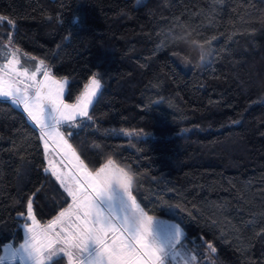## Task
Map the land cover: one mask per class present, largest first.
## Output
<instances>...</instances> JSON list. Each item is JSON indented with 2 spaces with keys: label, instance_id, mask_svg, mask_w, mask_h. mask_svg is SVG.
Wrapping results in <instances>:
<instances>
[{
  "label": "trees",
  "instance_id": "obj_1",
  "mask_svg": "<svg viewBox=\"0 0 264 264\" xmlns=\"http://www.w3.org/2000/svg\"><path fill=\"white\" fill-rule=\"evenodd\" d=\"M0 17V51L43 60L65 103L101 81L90 118L59 129L87 171L126 165L146 214L210 264H264V0H0ZM184 37L210 57L197 65ZM71 200L37 127L0 98V258L29 201L42 225Z\"/></svg>",
  "mask_w": 264,
  "mask_h": 264
},
{
  "label": "snow or ice",
  "instance_id": "obj_2",
  "mask_svg": "<svg viewBox=\"0 0 264 264\" xmlns=\"http://www.w3.org/2000/svg\"><path fill=\"white\" fill-rule=\"evenodd\" d=\"M19 63L18 59L13 58L0 66V98H6L12 105L22 106L28 119L40 129L45 147L47 139L62 145L66 155L70 153L75 157L79 168L84 171V178L82 183L77 181L75 189L71 183H67L65 191L73 198V204L44 226L36 221L32 214V202L29 201L27 218L32 224L26 226L24 242L12 249V257L15 258L20 252L29 259L30 264H54L57 257H67L68 264H82L81 256L87 251L88 243L92 242L96 248L89 264H169V258L177 253L172 250L181 244L180 227L160 222L171 251V256L166 260L168 253L155 239H151L155 218L146 214L133 196L132 189L126 187L124 191H119L120 197L113 193L114 187L110 181L113 170L128 167L108 157L94 172L87 171L84 162L76 156L59 131L61 125L73 127L81 118H90L89 106L101 88V81L93 74L89 84L85 85V91L77 97V102L69 104L62 98L66 81L53 79L46 67L44 78L38 80L36 72L29 73L27 68L18 70L16 65ZM41 66H44L43 60L39 62L37 70ZM53 175L62 185L66 184V178L62 179L55 170ZM130 209H134L142 218L139 226L126 223ZM57 227L59 231L55 230ZM208 247L212 252L216 251L212 245ZM195 259L193 255L191 260Z\"/></svg>",
  "mask_w": 264,
  "mask_h": 264
},
{
  "label": "rangeland",
  "instance_id": "obj_3",
  "mask_svg": "<svg viewBox=\"0 0 264 264\" xmlns=\"http://www.w3.org/2000/svg\"><path fill=\"white\" fill-rule=\"evenodd\" d=\"M0 54H5L2 57L0 55L1 58L8 56L6 58L7 61L1 59L0 66H3L5 64H7L8 61L9 60H12L13 58L18 59L20 61L19 57L16 55V51L12 47H8L7 50L0 51ZM4 61H6V62H4ZM38 65H39V61H37V63L35 65H33V66L31 64L23 63L22 61H20V63L18 65H16V67H17L18 70H21V71L23 69L27 68L28 71H29V73L36 72V78L38 80H40V79H43L44 78L45 66H41L39 68V70H37V66ZM92 77L93 76H91L87 80V82L84 84V86H83V88H82L81 93L79 94V96L85 91V85L89 84V81H90V79ZM53 79L58 80V81H61V82H65L64 79H56V78H53ZM4 99H6V98H4ZM75 102H77V99H76ZM75 102H73V103H75ZM20 108H22V106H20ZM37 129H38V132H39V136H40V140H41V143H42V147H43V149L45 151V153H44L45 158L47 159V161L49 163H51V164L54 165L53 159H55V157L58 158L59 156L50 154L49 150H47L46 147H45V140H42L41 139L40 129L39 128H37ZM52 142H53L52 139H47V147H49V144L52 143ZM69 168H70V172L72 173L71 175L65 173V171H62L61 169H59V174H63L64 173L62 175L63 176L62 178L63 179L66 178V184L64 185L65 187L67 186V183H71V186L75 189L78 186L77 185V181H79L80 183L83 182V173L79 171L78 162H75L74 160L73 161H70ZM113 193H114V195L116 197H120V195H121V193L119 191H117L115 188L113 189ZM71 203L73 204V198H72L70 204L67 207H69L70 205H72ZM65 210L66 209H64L62 211H65ZM27 216H28V209H27ZM30 222H32V221L29 220L27 224H29ZM160 222H164L165 224L173 225V226L178 225V224L176 222H174V221H171V220H168V219H163V218H155V220L153 222L152 237H151V239H155L156 243L160 247H162L164 249L165 253H168V257H166V260H167L171 256V251H170L169 244L167 243L168 237H167L165 231H163L161 229ZM27 224H25V225H27ZM25 225L22 226V230H23V227ZM172 232L174 233V228L172 229ZM91 244H92V242H89L88 243L89 246ZM88 245L86 247H88ZM6 247H10V245L9 244H6V245L3 246V249L2 250H4V253L6 251L5 250ZM172 251H177V253L175 255H173L172 257L169 258V264H210L211 263L210 257L208 256V254L206 252H197L195 250L185 248L184 242H183V235L181 236V244L180 245H177L176 248L174 250H172ZM193 255L196 257L195 261H192L191 260V257ZM0 264H2V263H0Z\"/></svg>",
  "mask_w": 264,
  "mask_h": 264
},
{
  "label": "crops",
  "instance_id": "obj_4",
  "mask_svg": "<svg viewBox=\"0 0 264 264\" xmlns=\"http://www.w3.org/2000/svg\"><path fill=\"white\" fill-rule=\"evenodd\" d=\"M71 104H74V103H71ZM33 125H35V124H33ZM46 149L49 150L50 154L59 156L58 158L55 157V159H53L54 165L51 164V163H49L47 161V159L45 158L46 163H47L48 167L50 168V170L52 172H53V170H55L57 173H59V169H61L62 171H65V173L71 175L72 173L70 172L69 165H70V161H73L74 160L75 162H77L76 159H75V157H72L70 153H68L66 155L65 154L66 153V149H64L63 146L60 145L58 142H54L53 141L52 143L49 144V147H47ZM43 152L45 153L44 149H43ZM44 157H45V155H44ZM78 168H79V166H78ZM79 171L83 173V178H84V171H83V169H80L79 168ZM63 174H61V178L63 177L62 176ZM68 208L69 207H67L66 209H68ZM60 213H58L51 221L55 220V218L57 216H59ZM49 222H47L45 224H42V225L40 224V225L41 226H44V225L48 224ZM31 224H32V222H30L29 224H27V225H25L23 227V230H22V240H21V242L17 246H11L10 245V247H6L5 253H4V250H2V255H1V258H0V263L7 264V263H12V262H17V264H30L29 259L23 253L17 252V255L15 256V258H13L12 255H11V251H12V249L18 247L20 244H22L24 242V240L26 238V230H25L26 229V226H30ZM55 230L56 231H59V227H57ZM95 248H96V246L93 243L90 246L88 245L87 251L84 252L82 254V256H81L82 264H89V261H90V259L93 256V250ZM65 260H66V264H68V258L67 257H65Z\"/></svg>",
  "mask_w": 264,
  "mask_h": 264
},
{
  "label": "clouds",
  "instance_id": "obj_5",
  "mask_svg": "<svg viewBox=\"0 0 264 264\" xmlns=\"http://www.w3.org/2000/svg\"><path fill=\"white\" fill-rule=\"evenodd\" d=\"M185 43L188 45L190 51L194 52L197 59L195 63L197 65L206 61L211 55V49L204 44H201L195 38L184 37ZM112 186L117 191H124L125 188L131 190L135 186L136 177L131 169L125 168L120 170L119 168L114 169L110 177ZM142 218L134 209H130L127 213L126 223L129 225L139 226Z\"/></svg>",
  "mask_w": 264,
  "mask_h": 264
}]
</instances>
